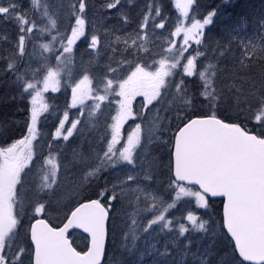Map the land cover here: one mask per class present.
Returning <instances> with one entry per match:
<instances>
[{"label":"snow or ice","instance_id":"snow-or-ice-1","mask_svg":"<svg viewBox=\"0 0 264 264\" xmlns=\"http://www.w3.org/2000/svg\"><path fill=\"white\" fill-rule=\"evenodd\" d=\"M131 7L0 0V100L25 114L0 144V264H264V15L218 35L219 5Z\"/></svg>","mask_w":264,"mask_h":264},{"label":"rangeland","instance_id":"rangeland-1","mask_svg":"<svg viewBox=\"0 0 264 264\" xmlns=\"http://www.w3.org/2000/svg\"><path fill=\"white\" fill-rule=\"evenodd\" d=\"M232 1H237V0H229L228 3H231ZM253 1H254L253 2V5H254L253 10L256 9L255 10V19L258 20L259 17H261L262 15H264V0H259L258 3L255 0H253ZM145 2H146V0H134V7H131L130 8V14L132 16L133 15H136L137 14V10ZM164 2H165V5H166V11H170L171 13H173V16H175L176 13H175L174 8H170L169 7L170 0H164ZM201 2L203 4H206V5L211 4V3H215L216 5L219 4V6H220L219 14L217 15V17L215 19V24H214V26H212V31L213 32H214V30H215V32L216 31L217 32L219 31L218 28H217V26L222 27L223 30L224 29L239 28L241 26L242 21L239 22L237 25H236V23L232 24V23L229 22L230 19L226 16V9H227V6L226 5L228 3H224L223 0H201ZM253 22L256 23L257 21L256 20H252L251 22H249L250 24L247 25V28L242 31V33H241L242 35H247V36H252L253 35L254 28H255ZM5 34H9L10 37L14 39L15 38V28H14V26H12V25H0V46H6L5 45V42L2 39L3 35H5ZM165 35H166V33H165ZM49 94L50 93H47L46 94V97H48ZM137 99H139V98H137ZM14 103H17V102H12V101H9V102H6V103L4 102L5 105H12ZM136 105H135V107L138 109L139 107H137ZM105 114H107V112ZM56 115H57V113H54V118H56ZM149 115L151 117L152 114L150 113ZM51 119L52 118L47 117L46 120H45V123L46 122H49V124H50L51 123L50 122ZM5 126L6 125H4V124H0V137L3 136V135H1V133L3 132V129H4ZM19 126H20V124L17 125V127H19ZM131 127H132V123L130 121V122H128L125 125V132H127ZM51 131H53V129ZM44 134H45V136H47V133L44 132ZM6 136L9 137V134H6ZM70 139H72V138H70ZM75 142L76 141H73V143H75ZM84 147H85V151H87V149H88L87 143H85ZM186 207H187L186 204L181 203L178 208L183 212ZM174 213H175V210H173V212H172V215L173 216H175ZM59 222H60V220H55L54 221L55 224H58ZM77 236H79V235H74L73 236V238L75 239V242L79 246L84 247V240H83V238L81 237L79 239H76Z\"/></svg>","mask_w":264,"mask_h":264},{"label":"trees","instance_id":"trees-1","mask_svg":"<svg viewBox=\"0 0 264 264\" xmlns=\"http://www.w3.org/2000/svg\"><path fill=\"white\" fill-rule=\"evenodd\" d=\"M257 1V3L259 2V0H255ZM253 0H238L236 1V3H234L230 8H228L226 10V16L230 19L229 22H233L232 24L236 23V25L242 21V19L247 21V25L250 24L249 22H251L252 20H256L255 19V10H253L254 5H253ZM207 6H210L212 8L216 7L215 3H211L208 4ZM133 19L136 18V15L132 16ZM254 26L256 23H254ZM219 29V31L215 32V34H222V30L220 28V26H217ZM195 86V85H193ZM63 96L60 97H54L52 94L48 95V98H50L51 102L56 100L59 103L61 102L62 104L58 105V108H60V106H64L65 104L63 103L64 98H62ZM54 98V99H52ZM4 100H0V124H4L6 125L3 129V132L1 133V135L4 134H9V138L6 140L8 143L13 142L15 139H18L19 136H21L22 133V127L18 128L17 125L20 124V126L22 125V122L24 120V112L19 111L18 108H22L23 104L22 103H14L12 105H5L4 104ZM6 103V102H5ZM15 122V123H14ZM11 140V141H10ZM4 143V141H3ZM216 207L218 209H220V207L218 205H216ZM176 213H174L175 215Z\"/></svg>","mask_w":264,"mask_h":264},{"label":"bare ground","instance_id":"bare-ground-1","mask_svg":"<svg viewBox=\"0 0 264 264\" xmlns=\"http://www.w3.org/2000/svg\"><path fill=\"white\" fill-rule=\"evenodd\" d=\"M230 23H233V22H230ZM218 28V27H217ZM221 28V27H220ZM219 29V28H218ZM222 29V28H221Z\"/></svg>","mask_w":264,"mask_h":264}]
</instances>
